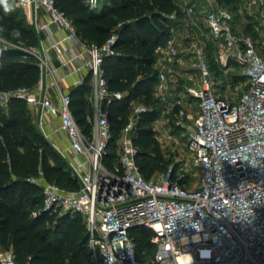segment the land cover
I'll return each mask as SVG.
<instances>
[{
    "label": "built area",
    "instance_id": "2783aa9c",
    "mask_svg": "<svg viewBox=\"0 0 264 264\" xmlns=\"http://www.w3.org/2000/svg\"><path fill=\"white\" fill-rule=\"evenodd\" d=\"M194 2L181 6L182 17L168 16L173 22L170 35L154 60L153 94L163 113L172 112L173 126L181 131L185 151L198 171L194 186L187 188L171 178L172 167L160 179L142 177L132 129L147 111L143 106L133 108L121 131L117 161L104 164L110 127L101 103L121 99V94L108 91L104 78L105 60L116 55L115 35L101 45L85 43L55 0H15L37 34H44L50 44L26 50L40 70L35 87L0 89V106L19 100L58 118L79 188L67 191L39 181L43 211L81 217L93 264H264V0H239V21L236 13L215 0ZM84 3L90 10L99 8V0ZM248 20L257 37L242 31ZM65 44L69 47L60 52ZM54 49H59L58 66L50 54ZM186 51L192 53L197 74L186 73L175 89L169 73L184 65ZM208 56L221 75L240 71L241 76L232 75L242 80L235 100L216 92ZM72 64L75 72L86 69L90 79V137L78 128L71 99L60 90L59 81L46 80L60 75V70L74 72ZM48 88L56 90V99ZM137 229L151 235L153 253L144 260L136 256L132 232ZM0 264H16L11 250L0 248Z\"/></svg>",
    "mask_w": 264,
    "mask_h": 264
},
{
    "label": "trees",
    "instance_id": "16d2710c",
    "mask_svg": "<svg viewBox=\"0 0 264 264\" xmlns=\"http://www.w3.org/2000/svg\"><path fill=\"white\" fill-rule=\"evenodd\" d=\"M195 0H108L97 10H90L84 0H55L56 7L71 20L76 35L85 43L101 45L115 35V56L104 62L108 91L121 94L108 105L109 141L104 164L117 161L118 140L129 122L133 108H147L132 129L137 148L136 163L146 180L158 171L167 170L159 144L153 135V122L163 111L153 91L157 81L154 67L157 49L170 35L173 24L168 16L182 17L181 6ZM218 5L237 13L239 0H215ZM5 13L0 7V89L33 88L40 80L38 62L26 50L38 48L41 35L26 24L18 8ZM242 24V31L257 37L252 25ZM21 35L14 37L12 30ZM211 51V44L207 43ZM208 52V54L210 53ZM208 62L213 77L221 73ZM241 78L232 77L233 84ZM183 83V80H181ZM86 79L69 92L70 110L80 131L90 137L93 123ZM172 123V112L166 114ZM171 178L176 180L171 174ZM55 183L67 191H76L79 183L67 162L52 148L36 128L26 104L12 100L0 107V248L11 250L16 264H93L85 225L72 213L50 214L43 211L39 181ZM185 185V179H178ZM36 213V216H33ZM138 260L153 253L150 233L132 232Z\"/></svg>",
    "mask_w": 264,
    "mask_h": 264
},
{
    "label": "rangeland",
    "instance_id": "374dc122",
    "mask_svg": "<svg viewBox=\"0 0 264 264\" xmlns=\"http://www.w3.org/2000/svg\"><path fill=\"white\" fill-rule=\"evenodd\" d=\"M103 1L107 0H99V6ZM179 45L181 48L185 47L186 41L182 40ZM191 55V51H186L182 55L183 58L187 60L184 65L177 67L175 69L176 72L169 73V80L172 83L173 88L178 89V87L181 85V80L184 78L186 73L193 72L197 74L194 68L195 61L191 58ZM233 74L239 75L240 71H230L226 75L223 74L217 78L214 77V88L216 89V92H219L223 96H226L228 100L231 101L235 100L238 93L242 90V83L239 82L242 81L241 79L234 84L230 82ZM163 111L153 122L152 129L154 138L160 146L159 149L162 153L163 158L170 161L167 170L172 167V175L175 179H180L182 178V174H185V178H182L187 180L185 183V187L191 188L196 182L198 171L193 166L189 155L185 151V141L181 131L177 130L173 126V123H171V121L166 118L167 113H163ZM166 171H157L151 178L160 179L163 175H165Z\"/></svg>",
    "mask_w": 264,
    "mask_h": 264
},
{
    "label": "crops",
    "instance_id": "0c3cea01",
    "mask_svg": "<svg viewBox=\"0 0 264 264\" xmlns=\"http://www.w3.org/2000/svg\"><path fill=\"white\" fill-rule=\"evenodd\" d=\"M108 2L107 1H103ZM102 5V4H101ZM100 5V6H101ZM184 5H189V3H184ZM99 6V8H100ZM14 7L15 3H14ZM17 8V7H16ZM19 9V8H18ZM21 16H23L26 24L32 26L28 19L26 18L25 13L19 9ZM41 35V40L39 47L46 49L49 44L50 40L45 38L44 34ZM55 37L58 39L59 35L55 34ZM69 47L67 44L60 46V52H63ZM59 51V49H54L50 51L53 64L55 66H58L59 63L55 59V54ZM71 69L74 70V72L71 71H62L60 70V75L55 74L54 77L51 78V76H48L46 80L48 82L51 81V79H56L59 81V88L64 94H68L69 92L79 85H81L86 79L89 81L90 85V79L88 77V72L86 69L80 70L79 72L76 71V65L72 64ZM47 92L49 93L52 98L56 99V90L47 89ZM89 101H91V85H90V95L88 97ZM91 103V102H90ZM32 117V121L35 124L36 128L39 130V132L43 135V137L48 141V143L52 146V148L67 162L68 165H71L72 163V153L69 150V142L67 138L65 137L64 133L59 131V120L57 117H52L47 114H44L40 110H32L31 108H28Z\"/></svg>",
    "mask_w": 264,
    "mask_h": 264
},
{
    "label": "clouds",
    "instance_id": "9594fccd",
    "mask_svg": "<svg viewBox=\"0 0 264 264\" xmlns=\"http://www.w3.org/2000/svg\"><path fill=\"white\" fill-rule=\"evenodd\" d=\"M0 7L3 8L5 13H10L11 11H13V4L10 2V0H0ZM12 35L14 37H19L21 33L18 29H13Z\"/></svg>",
    "mask_w": 264,
    "mask_h": 264
},
{
    "label": "water",
    "instance_id": "95a60500",
    "mask_svg": "<svg viewBox=\"0 0 264 264\" xmlns=\"http://www.w3.org/2000/svg\"><path fill=\"white\" fill-rule=\"evenodd\" d=\"M122 28H123V26L118 27V28L114 31V35L118 36ZM108 105H109L108 100H107V99H104V100L102 101V103H101V107H100L101 112H106L107 109H108Z\"/></svg>",
    "mask_w": 264,
    "mask_h": 264
}]
</instances>
